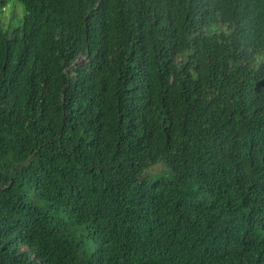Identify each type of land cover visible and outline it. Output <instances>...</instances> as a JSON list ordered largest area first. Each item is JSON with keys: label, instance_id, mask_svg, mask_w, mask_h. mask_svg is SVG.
I'll return each instance as SVG.
<instances>
[{"label": "trees", "instance_id": "obj_1", "mask_svg": "<svg viewBox=\"0 0 264 264\" xmlns=\"http://www.w3.org/2000/svg\"><path fill=\"white\" fill-rule=\"evenodd\" d=\"M8 1L0 264H264V0Z\"/></svg>", "mask_w": 264, "mask_h": 264}, {"label": "rangeland", "instance_id": "obj_2", "mask_svg": "<svg viewBox=\"0 0 264 264\" xmlns=\"http://www.w3.org/2000/svg\"><path fill=\"white\" fill-rule=\"evenodd\" d=\"M22 14L23 10L21 4L16 0H9L4 9V16L6 17L5 22L10 21L12 26H15V24L17 23V18H20ZM15 15L17 17H15ZM1 20H4V17L1 18ZM171 177V171L162 162H157L147 167L141 173V178L148 181L154 179H162L167 181L170 180Z\"/></svg>", "mask_w": 264, "mask_h": 264}]
</instances>
